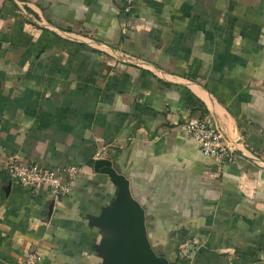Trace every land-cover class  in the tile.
<instances>
[{
    "label": "crops",
    "instance_id": "obj_1",
    "mask_svg": "<svg viewBox=\"0 0 264 264\" xmlns=\"http://www.w3.org/2000/svg\"><path fill=\"white\" fill-rule=\"evenodd\" d=\"M189 119L245 155L204 156ZM12 155L78 168L72 192L21 186ZM99 158L169 264H264V0H0V264H102Z\"/></svg>",
    "mask_w": 264,
    "mask_h": 264
},
{
    "label": "water",
    "instance_id": "obj_2",
    "mask_svg": "<svg viewBox=\"0 0 264 264\" xmlns=\"http://www.w3.org/2000/svg\"><path fill=\"white\" fill-rule=\"evenodd\" d=\"M241 155L244 151L235 144L236 139L224 135ZM249 157L254 160L252 155ZM93 170L107 174L116 187L112 201L103 208L93 224L101 232L97 249L103 257L102 264H169L166 257L156 253L149 242L145 215L141 205L132 197L129 181L118 174L107 159L99 158L93 163Z\"/></svg>",
    "mask_w": 264,
    "mask_h": 264
},
{
    "label": "built area",
    "instance_id": "obj_3",
    "mask_svg": "<svg viewBox=\"0 0 264 264\" xmlns=\"http://www.w3.org/2000/svg\"><path fill=\"white\" fill-rule=\"evenodd\" d=\"M152 0H122V10L130 13L137 2H148ZM124 61H130L123 58ZM182 128L196 141L199 150L204 156L213 159L223 165L241 157L234 145L229 143L220 127L210 124L207 120H187ZM236 145L242 146L241 139H236ZM103 154L105 151L103 149ZM6 173L21 186L40 191L47 189L54 200L64 199L72 192V187L79 169L72 166L45 167L39 163H23L19 157L12 155L6 159ZM24 264H37V254H27Z\"/></svg>",
    "mask_w": 264,
    "mask_h": 264
}]
</instances>
